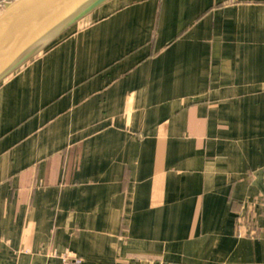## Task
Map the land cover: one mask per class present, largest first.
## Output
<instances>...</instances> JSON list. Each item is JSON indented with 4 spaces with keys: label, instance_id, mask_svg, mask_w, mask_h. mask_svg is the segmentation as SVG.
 <instances>
[{
    "label": "crops",
    "instance_id": "crops-1",
    "mask_svg": "<svg viewBox=\"0 0 264 264\" xmlns=\"http://www.w3.org/2000/svg\"><path fill=\"white\" fill-rule=\"evenodd\" d=\"M0 264H264V0H110L0 81Z\"/></svg>",
    "mask_w": 264,
    "mask_h": 264
},
{
    "label": "water",
    "instance_id": "water-1",
    "mask_svg": "<svg viewBox=\"0 0 264 264\" xmlns=\"http://www.w3.org/2000/svg\"><path fill=\"white\" fill-rule=\"evenodd\" d=\"M110 0H14L0 14V81Z\"/></svg>",
    "mask_w": 264,
    "mask_h": 264
},
{
    "label": "built area",
    "instance_id": "built-area-1",
    "mask_svg": "<svg viewBox=\"0 0 264 264\" xmlns=\"http://www.w3.org/2000/svg\"><path fill=\"white\" fill-rule=\"evenodd\" d=\"M78 263L80 262V260L77 261Z\"/></svg>",
    "mask_w": 264,
    "mask_h": 264
}]
</instances>
